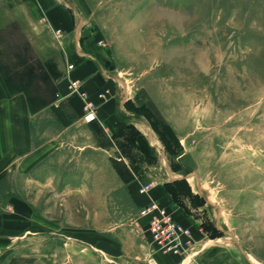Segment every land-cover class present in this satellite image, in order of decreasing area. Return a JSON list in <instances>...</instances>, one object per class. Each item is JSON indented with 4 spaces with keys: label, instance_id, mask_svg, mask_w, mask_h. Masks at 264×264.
Masks as SVG:
<instances>
[{
    "label": "rangeland",
    "instance_id": "rangeland-1",
    "mask_svg": "<svg viewBox=\"0 0 264 264\" xmlns=\"http://www.w3.org/2000/svg\"><path fill=\"white\" fill-rule=\"evenodd\" d=\"M7 1L0 0V73L38 110L55 98L62 40ZM68 3L75 21L97 35L118 99L141 103L139 114L156 128L155 147L137 152L130 136L122 146L116 139L119 153L80 160L68 137L66 170L40 163L33 175L20 170L18 186L0 185L1 215L10 210L3 195L15 193L30 207L14 203L18 233L0 251V264H151L148 234L137 226L141 210L128 196L134 181L168 185L208 236L219 235L248 264H264V0ZM123 158L129 176L119 164L112 169ZM92 164L99 173L93 185L85 183L96 176ZM94 237L114 241L102 248L118 252L91 249Z\"/></svg>",
    "mask_w": 264,
    "mask_h": 264
},
{
    "label": "crops",
    "instance_id": "crops-1",
    "mask_svg": "<svg viewBox=\"0 0 264 264\" xmlns=\"http://www.w3.org/2000/svg\"><path fill=\"white\" fill-rule=\"evenodd\" d=\"M68 1L70 0L6 2L8 9L25 11L31 19L43 22L57 40L61 38L60 61L63 72L53 85L55 98L50 99L38 110L32 107L31 101L24 93L12 92L0 73V185L4 186L10 182L11 185L18 186L21 179L20 170L23 171L22 174L33 175L40 163L47 164L50 169V164L59 162L58 170H66L67 156L64 151L68 137L73 140L72 145L77 148L76 154L81 156L80 160L83 154L89 155L96 151L119 153L115 142L119 139L120 146L126 145L130 136L137 152L147 153L150 148L155 147L153 142L156 133L148 120L137 110L141 103L129 96H120L118 99L112 84L114 71L110 70L104 61L105 53L96 43L97 35L89 29L85 30L82 21H75ZM96 25L102 24L98 22ZM57 31L60 33L57 34ZM85 36L88 38L81 40ZM68 66H71V69H68ZM75 81L81 85L80 91L85 95L84 100L92 103L96 109V119L90 123L85 122L84 130L78 127L81 122L84 123L83 99L70 90V85ZM100 94L103 96L100 97ZM131 128L136 134H131ZM83 136L88 140L84 142ZM122 160L123 165L116 162L114 165L111 162L112 169L115 171V168L122 166L124 175L129 176L127 169L130 167L127 160ZM117 164L120 167H117ZM90 166L91 170L96 171V176L92 174L85 183L93 185L98 182L99 173L97 166ZM75 180L80 183L82 179ZM113 180L114 177L109 180L102 179L104 184ZM139 186V182L134 181L128 187L129 199L137 211L157 202L166 208L176 222L189 228L193 236V245L185 256L162 254L150 248L148 256L151 264H248L239 250L223 247L219 244L220 238L212 239L202 230L201 219L189 211L188 206L182 202L183 196L174 198L164 183L153 184L144 194L139 192ZM2 199H8L10 210L7 214H0V251L8 248L10 240L17 232L13 218L16 219L15 215L19 211L14 203H22L20 205L23 208L30 209L27 205L29 202L20 199L15 193L8 197L3 195ZM147 223V216L140 217L137 226L147 229ZM92 240L87 245L105 256L112 257L118 252L113 246L117 244L114 241L102 237H94ZM104 240L113 245L106 244L107 247L102 248ZM254 260L260 261L258 258Z\"/></svg>",
    "mask_w": 264,
    "mask_h": 264
},
{
    "label": "built area",
    "instance_id": "built-area-1",
    "mask_svg": "<svg viewBox=\"0 0 264 264\" xmlns=\"http://www.w3.org/2000/svg\"><path fill=\"white\" fill-rule=\"evenodd\" d=\"M60 32L57 31V34ZM71 69V66H68ZM72 93L83 99V121L90 123L96 119L95 107L92 103L84 100L81 85L78 81L70 85ZM103 94H100L102 97ZM151 184L143 185L139 192L144 194L151 189ZM142 217H148L146 232L149 238L150 248L162 254L185 256L193 245V236L189 228L176 222L166 208L157 202H152L140 211Z\"/></svg>",
    "mask_w": 264,
    "mask_h": 264
},
{
    "label": "trees",
    "instance_id": "trees-1",
    "mask_svg": "<svg viewBox=\"0 0 264 264\" xmlns=\"http://www.w3.org/2000/svg\"><path fill=\"white\" fill-rule=\"evenodd\" d=\"M151 127H152V125H151ZM154 127V126H153ZM153 127H152V129H153ZM155 128V127H154ZM156 129V128H155ZM131 130V129H130ZM166 188L171 192V194L173 195V197L174 198H177L179 195L177 194V193H175L174 192V190H172L168 185L166 186ZM188 194H189V192H188ZM205 203V201L204 202H201V204H204ZM212 226V228L215 230V231H217V229L213 226V225H211ZM209 234V233H208ZM217 237H220L219 235H217V234H213V235H210V238H217Z\"/></svg>",
    "mask_w": 264,
    "mask_h": 264
}]
</instances>
